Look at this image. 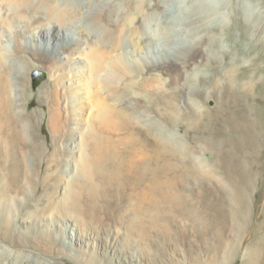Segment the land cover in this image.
Masks as SVG:
<instances>
[{
    "label": "rangeland",
    "instance_id": "374dc122",
    "mask_svg": "<svg viewBox=\"0 0 264 264\" xmlns=\"http://www.w3.org/2000/svg\"><path fill=\"white\" fill-rule=\"evenodd\" d=\"M161 3L164 1L148 0L138 21L142 32L153 37L155 50H161L167 57L158 59L151 70L158 78L155 83L182 92L178 103L184 112L189 111L188 91L207 92L199 103L201 114L204 113L199 118L201 126L209 125L207 121L214 113L218 98L225 100L226 94L233 90L236 120L252 121V134L257 133L260 139L255 141L252 151H248L243 134L228 131L235 147L214 150L219 151L218 155L208 151L209 148L201 151L196 148L189 153L187 167L211 166L215 176L222 180L218 183L219 190L207 181L202 187L189 182L178 187L188 199L204 200L200 207L201 203H196L200 209L205 205L203 223L201 218H197L196 223L182 217L173 224L172 219L166 220L173 215L168 212L164 215V222L157 219L156 228L149 229V222L142 221L144 232L128 238L124 223L133 202L115 193L105 194L102 190L104 194L99 192L94 199L86 197L83 176L76 164L79 152L72 153L69 159L70 141L49 119L54 110L60 109L62 113L64 106L67 107L63 84L70 85L74 80L66 73L67 65L71 66L80 57L55 63L53 51L38 43L36 48L33 46L20 57L26 63L21 64L11 52L4 51L11 76H16L17 71L22 74L18 75L20 78L16 82L20 86L15 88L13 113H36L28 125L30 131L39 137L41 150L39 154L27 152L26 166L17 172L19 179L11 180L8 178L9 164L18 156L14 151H6L0 140V264H264V0H169L165 9H161ZM214 4L217 6L213 9L211 5ZM155 7H160V12L151 14ZM197 15L202 18L196 23L193 20L199 19ZM204 22L206 28L200 27L199 24ZM210 37L217 40L213 46L204 42ZM173 39L177 44L188 41L174 52L171 49ZM198 48L204 49V53L188 55ZM53 63L59 65L58 71H54ZM231 67L237 81L233 85L226 80V71ZM136 74L141 72L136 70ZM56 77L57 93L53 95L45 88L53 84ZM214 83H218L216 88L221 89H215ZM74 94L76 106L82 91ZM53 97L56 104L51 102ZM123 97L131 99L126 95ZM223 122L224 119H220V123ZM146 123L176 146L191 144L192 133L182 124L167 126L155 117ZM223 127L221 125L224 130ZM116 133L110 135L114 138L121 135ZM78 137L76 132L73 136L76 142ZM66 156L68 163L62 159ZM233 156L237 173H229L225 163L227 157ZM94 179V185H97L99 180ZM71 186L76 191L74 199L67 198ZM80 191L84 193L81 195ZM232 191L238 193L239 207L229 199L228 194ZM215 205L220 207V217L216 227H210L207 222L211 214L216 215L213 211ZM255 245L260 247V257L257 261H250L249 250ZM225 253L228 257L224 259Z\"/></svg>",
    "mask_w": 264,
    "mask_h": 264
},
{
    "label": "bare ground",
    "instance_id": "6f19581e",
    "mask_svg": "<svg viewBox=\"0 0 264 264\" xmlns=\"http://www.w3.org/2000/svg\"><path fill=\"white\" fill-rule=\"evenodd\" d=\"M147 1L0 0V140L6 151L9 153L14 151L18 156L9 164L8 178L11 180L18 178L17 172L24 170L27 152L39 154L41 142L36 133L33 134L29 128V122L33 121L36 113L27 112L22 115L13 113V97L17 91L15 88L20 86L17 83L21 72L17 71L16 76H11L4 51L11 52L10 54L19 59L20 63H24L20 57L40 43L45 49L53 51L54 60L58 61L55 63H60L62 59L80 57L71 66L67 65L69 69L66 73L74 78L72 84H66L67 86L63 84L65 87L63 97L66 98L64 101H67V107L64 106L62 113L60 109L54 110L49 119L53 122L51 124H55L56 130L60 129L64 138L70 141L67 155L69 159L72 153L79 152L76 164L83 176L82 187L86 190V192L83 190L88 195L86 197L91 196L90 198L94 199L93 197L102 190L104 193L118 194L124 200L129 198L133 202L127 210L124 223L128 238L140 236L144 230L141 228L142 221L149 222V229L156 228L157 219L164 222L166 217L164 215L168 212L175 214L166 217L167 221L172 219L173 224L182 217L193 222L201 218L203 223L202 213H205V205L201 209L199 207L204 204V200L193 197L188 199L179 192L178 187L186 182L195 187H202L207 181L206 183L209 182L214 189L219 190L218 183L220 184L222 180L215 176L211 166L203 164L202 167L201 165L187 167L186 159L189 153L194 152L196 148L200 151L209 148L211 150L208 151L218 155L219 148L235 147L236 144L234 146L232 137L227 134L228 131L242 133L248 151L254 147L255 141L260 139L257 133L252 134V121L236 120V97L233 90L226 94L225 100L218 98L214 113L207 121L209 125L206 123L207 126H201L199 118L204 113L201 114L199 103L207 92L203 94L202 91L196 93L188 91L189 111L184 112L178 103V97L182 92L168 90L161 87V83H157L158 78L151 70L158 59L164 60L167 57L161 50H155V46L152 45L153 37L151 34L143 33L139 26L141 11ZM163 1L161 9L169 6V0ZM216 6L217 4L211 5V8L214 9ZM159 12L160 7H155L151 14ZM198 18L193 22H200L202 17L199 15ZM157 25L160 27V24ZM88 26L92 28L89 29ZM199 26L206 28V22ZM165 39L168 41L167 36ZM54 40H57V44H54ZM173 41L174 46L171 49L177 52L185 45L181 44L188 40L178 44L175 43L176 40ZM204 42L208 46L214 45L217 40L210 37ZM182 52L185 57V52ZM195 53L203 54L204 49L198 48L188 55ZM22 67L24 68V65ZM53 69L58 71L59 65H53ZM136 70L141 74H136ZM232 73V67L226 71L228 76L226 80L230 85L237 83ZM57 80L56 77L54 83L45 88L53 95L57 93ZM215 82H218L216 78ZM217 84L214 83L215 89L220 88L218 86L216 88ZM80 90L82 95L75 103L76 107L74 93H79ZM124 95L131 99L124 98ZM140 101L146 106L141 105ZM51 102L56 104V98H51ZM154 117L167 126L173 124L186 126L187 131L192 133L191 144L181 143V146H176L165 139L166 137H161L146 123L149 118ZM220 119H224L225 122L220 123ZM70 124L75 126L72 127ZM219 124L224 126V130ZM76 132L79 135L77 142L76 138H73ZM116 132H120L121 135L115 138L110 135L117 134ZM217 149L219 151L215 152ZM67 156L62 158L65 162L69 160ZM225 163L229 173L238 171L234 156L227 157ZM94 178L103 184L97 182V185H94L96 183L93 182ZM71 183L70 181L69 184ZM237 194L234 191L228 194L235 207H239ZM67 198H76L73 187L68 191ZM196 203L201 204L198 207ZM219 208L217 205L213 208L216 215H210L212 217L207 222L210 227H216L221 211ZM260 251L258 245L251 248L250 261H257ZM227 257L228 253H225L223 258Z\"/></svg>",
    "mask_w": 264,
    "mask_h": 264
}]
</instances>
